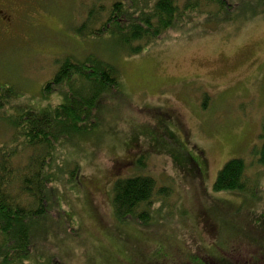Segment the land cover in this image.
Segmentation results:
<instances>
[{"label": "rangeland", "instance_id": "1", "mask_svg": "<svg viewBox=\"0 0 264 264\" xmlns=\"http://www.w3.org/2000/svg\"><path fill=\"white\" fill-rule=\"evenodd\" d=\"M3 0L0 18V161L27 171L36 149L18 148L23 109L55 108L69 87L44 85L59 60L95 55L119 71L87 121L54 142L35 264H248L264 253V167L254 148L264 123V0L199 1L174 28L133 52L108 35L80 33L94 2ZM188 0H178L181 7ZM1 16V15H0ZM99 26V22L97 25ZM247 163L248 189L215 190L232 157ZM151 175L164 187L150 218L120 219L116 178ZM264 260V259H263Z\"/></svg>", "mask_w": 264, "mask_h": 264}, {"label": "trees", "instance_id": "2", "mask_svg": "<svg viewBox=\"0 0 264 264\" xmlns=\"http://www.w3.org/2000/svg\"><path fill=\"white\" fill-rule=\"evenodd\" d=\"M101 2V1H100ZM94 2L77 30L87 35H110L116 42L137 52L159 39L174 28L184 13L198 9L199 1L188 0L183 7L178 0H114L109 6ZM224 5L225 0H206ZM99 22V26L97 25ZM66 85L68 93L55 108L34 110L26 108L14 114L12 122L22 138L18 148L36 149L27 171H14L7 162L15 156L3 155L0 161V264H35L30 260L31 245L45 218V203L50 195L47 188L51 180L46 164L53 154V144L61 137L72 136L78 131L89 130L92 108L110 89L120 91L119 71L111 62L95 55L78 60L65 56L53 77L44 85V91L53 86ZM15 92L8 86L0 100ZM121 92V91H120ZM260 144L254 148L257 160L264 167V123L260 133ZM247 163L243 157L235 156L225 162L214 182L215 190L248 189L250 180L246 174ZM157 187L151 175L135 174L118 177L113 183V204L120 219L135 216L142 221L150 218L149 206L154 196L164 191ZM264 232V231H263ZM264 264V253L260 256ZM249 261V262H248ZM253 264L252 259L247 260Z\"/></svg>", "mask_w": 264, "mask_h": 264}, {"label": "flooded vegetation", "instance_id": "3", "mask_svg": "<svg viewBox=\"0 0 264 264\" xmlns=\"http://www.w3.org/2000/svg\"><path fill=\"white\" fill-rule=\"evenodd\" d=\"M2 1H3V0H0V15H1L0 18H1V19H4V18H8V17H9V13L7 12V17H6V16H5V10H6V9L2 7ZM8 19H10V18H8ZM4 20H5V19H4Z\"/></svg>", "mask_w": 264, "mask_h": 264}]
</instances>
